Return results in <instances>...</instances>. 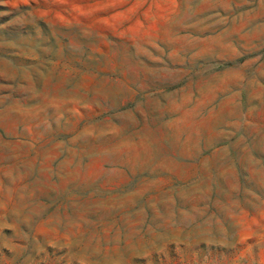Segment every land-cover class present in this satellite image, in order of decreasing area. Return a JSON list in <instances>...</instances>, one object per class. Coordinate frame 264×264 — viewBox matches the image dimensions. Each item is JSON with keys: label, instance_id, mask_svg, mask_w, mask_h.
I'll list each match as a JSON object with an SVG mask.
<instances>
[{"label": "rangeland", "instance_id": "rangeland-1", "mask_svg": "<svg viewBox=\"0 0 264 264\" xmlns=\"http://www.w3.org/2000/svg\"><path fill=\"white\" fill-rule=\"evenodd\" d=\"M0 264H264V0H0Z\"/></svg>", "mask_w": 264, "mask_h": 264}]
</instances>
